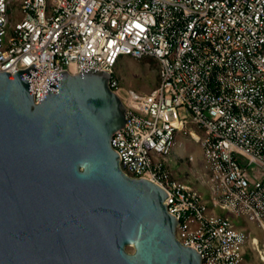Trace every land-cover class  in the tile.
I'll list each match as a JSON object with an SVG mask.
<instances>
[{"label":"built area","instance_id":"built-area-1","mask_svg":"<svg viewBox=\"0 0 264 264\" xmlns=\"http://www.w3.org/2000/svg\"><path fill=\"white\" fill-rule=\"evenodd\" d=\"M11 1L0 0V71L44 67L29 86L36 102L57 72L109 74L125 106L110 144L125 173L166 190L176 238L201 264H242L247 249L264 262V237L214 211L264 234V0H20L17 14ZM122 55L155 59L157 85H121ZM188 125L203 149L207 198L166 165Z\"/></svg>","mask_w":264,"mask_h":264},{"label":"water","instance_id":"water-1","mask_svg":"<svg viewBox=\"0 0 264 264\" xmlns=\"http://www.w3.org/2000/svg\"><path fill=\"white\" fill-rule=\"evenodd\" d=\"M43 69L0 71V264H201L166 190L120 166L110 138L125 106L109 74L57 72L36 102Z\"/></svg>","mask_w":264,"mask_h":264},{"label":"rangeland","instance_id":"rangeland-1","mask_svg":"<svg viewBox=\"0 0 264 264\" xmlns=\"http://www.w3.org/2000/svg\"><path fill=\"white\" fill-rule=\"evenodd\" d=\"M19 2L20 0L11 1L14 14L18 13ZM157 71L158 66L156 61L150 57L134 58L122 55L114 67L115 76L120 84L138 91H149L158 83ZM190 129H193L192 125H188L184 131L177 133L175 147L166 165L171 178L195 186L201 192L203 198H207V187L200 179L198 180V177L201 178L202 175L203 149L201 144L194 142L191 138ZM195 132L200 136L202 135L197 130ZM190 154L194 156L193 161L188 159ZM214 211L227 215L236 227L241 226L244 228L249 234L250 239L253 235L257 236L260 240L264 237L262 229L257 222L247 218L236 217L231 212L219 209H215ZM126 249L130 252L133 251L131 246H127ZM242 264H264V262L260 260L259 256L252 249H247L243 254Z\"/></svg>","mask_w":264,"mask_h":264},{"label":"crops","instance_id":"crops-1","mask_svg":"<svg viewBox=\"0 0 264 264\" xmlns=\"http://www.w3.org/2000/svg\"><path fill=\"white\" fill-rule=\"evenodd\" d=\"M157 85V84H156ZM153 88V87H152ZM198 180H199V178H198ZM198 180H195V181H198ZM200 181H201V179H200ZM195 183H198V182H195ZM203 183V182H202Z\"/></svg>","mask_w":264,"mask_h":264}]
</instances>
